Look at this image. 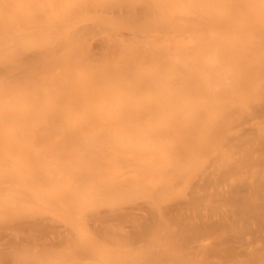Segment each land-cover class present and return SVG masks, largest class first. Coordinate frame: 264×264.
Returning a JSON list of instances; mask_svg holds the SVG:
<instances>
[{"label": "bare ground", "instance_id": "bare-ground-1", "mask_svg": "<svg viewBox=\"0 0 264 264\" xmlns=\"http://www.w3.org/2000/svg\"><path fill=\"white\" fill-rule=\"evenodd\" d=\"M0 264H264V0H0Z\"/></svg>", "mask_w": 264, "mask_h": 264}]
</instances>
